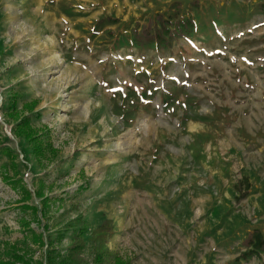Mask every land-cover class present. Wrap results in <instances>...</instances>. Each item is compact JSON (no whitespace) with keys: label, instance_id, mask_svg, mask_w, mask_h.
Instances as JSON below:
<instances>
[{"label":"rangeland","instance_id":"1","mask_svg":"<svg viewBox=\"0 0 264 264\" xmlns=\"http://www.w3.org/2000/svg\"><path fill=\"white\" fill-rule=\"evenodd\" d=\"M262 2L0 0V258L76 243L80 264H264L241 257L264 234ZM158 14L194 30L134 43ZM8 149L29 197L1 178Z\"/></svg>","mask_w":264,"mask_h":264},{"label":"trees","instance_id":"2","mask_svg":"<svg viewBox=\"0 0 264 264\" xmlns=\"http://www.w3.org/2000/svg\"><path fill=\"white\" fill-rule=\"evenodd\" d=\"M259 10L264 14V2L259 4ZM195 23L191 18L178 19L176 17L165 18L162 14L155 16V23L153 25L142 26L140 29L132 30V40L137 45L154 44L157 48L169 47L173 40L177 37L187 35L194 30ZM34 103L29 106L24 105L32 110ZM19 133L33 145V154L37 159L44 155V148L42 142L39 140V135L32 129L29 123L28 115L22 116L16 126ZM45 145L44 147H46ZM6 155L9 157V164L3 165L1 172L2 180L10 185L13 189H20L21 197H29V191L21 183V179L17 177L14 172L15 154L10 149L6 150ZM13 169V175H9L8 169ZM247 182V180H246ZM241 182L235 185L237 191L241 190ZM248 185V184H247ZM35 194L41 197L43 201L42 209L47 208L50 204L51 198L44 195L40 189L37 188ZM34 208H32L33 210ZM41 209V210H42ZM40 210V211H41ZM36 213L37 210L35 209ZM31 241L34 244L43 245L41 234H30ZM243 245L245 249L241 252V257L248 258L250 256H260L264 252V234L258 229H252L244 238ZM80 251V244H73L70 246L67 254H61L60 251L51 247L48 244V250L45 252L44 261L42 259L34 258L29 252L23 248L11 249L6 258H0V264H80L77 258V253ZM96 261H101L100 256H96ZM112 264H129L127 258H123L118 254L112 255Z\"/></svg>","mask_w":264,"mask_h":264},{"label":"bare ground","instance_id":"3","mask_svg":"<svg viewBox=\"0 0 264 264\" xmlns=\"http://www.w3.org/2000/svg\"><path fill=\"white\" fill-rule=\"evenodd\" d=\"M56 107H58V105H56Z\"/></svg>","mask_w":264,"mask_h":264}]
</instances>
